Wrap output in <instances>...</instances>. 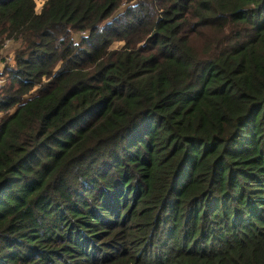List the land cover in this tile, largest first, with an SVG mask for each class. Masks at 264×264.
<instances>
[{"label": "trees", "instance_id": "obj_1", "mask_svg": "<svg viewBox=\"0 0 264 264\" xmlns=\"http://www.w3.org/2000/svg\"><path fill=\"white\" fill-rule=\"evenodd\" d=\"M5 42L0 264H264V0H0Z\"/></svg>", "mask_w": 264, "mask_h": 264}, {"label": "built area", "instance_id": "obj_2", "mask_svg": "<svg viewBox=\"0 0 264 264\" xmlns=\"http://www.w3.org/2000/svg\"><path fill=\"white\" fill-rule=\"evenodd\" d=\"M34 12L38 13L39 11H36L34 7ZM12 64H13V56L12 53L9 51V46L7 42H5L2 44L0 48V88L3 87L7 82V76L2 74L4 66L5 65L10 66Z\"/></svg>", "mask_w": 264, "mask_h": 264}, {"label": "rangeland", "instance_id": "obj_3", "mask_svg": "<svg viewBox=\"0 0 264 264\" xmlns=\"http://www.w3.org/2000/svg\"><path fill=\"white\" fill-rule=\"evenodd\" d=\"M33 2H34V7H35V10L36 11H39V9L41 8V5L43 4V2H44V0H43V2L41 3V0H33ZM39 6V7H38ZM81 35H83L82 33L80 34V33H73V34H71V39H72V41L74 42V43H76V42H78L79 41V39L81 38ZM120 44L118 43V44H113L112 45V47L113 48H116V47H118ZM12 51V49H9V51ZM10 51V52H11ZM29 96L30 95H25L24 97H23V100H26V99H28L29 98Z\"/></svg>", "mask_w": 264, "mask_h": 264}, {"label": "clouds", "instance_id": "obj_4", "mask_svg": "<svg viewBox=\"0 0 264 264\" xmlns=\"http://www.w3.org/2000/svg\"><path fill=\"white\" fill-rule=\"evenodd\" d=\"M43 2V0H41V3ZM39 7V6H38Z\"/></svg>", "mask_w": 264, "mask_h": 264}]
</instances>
